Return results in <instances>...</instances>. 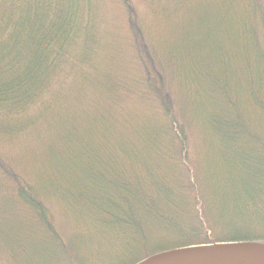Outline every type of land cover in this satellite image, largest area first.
<instances>
[{
  "label": "trees",
  "instance_id": "1",
  "mask_svg": "<svg viewBox=\"0 0 264 264\" xmlns=\"http://www.w3.org/2000/svg\"><path fill=\"white\" fill-rule=\"evenodd\" d=\"M0 216L6 264L264 244V0H0Z\"/></svg>",
  "mask_w": 264,
  "mask_h": 264
},
{
  "label": "water",
  "instance_id": "2",
  "mask_svg": "<svg viewBox=\"0 0 264 264\" xmlns=\"http://www.w3.org/2000/svg\"><path fill=\"white\" fill-rule=\"evenodd\" d=\"M237 248H225L227 246ZM251 244H214L182 248L156 255L139 264H264V246L260 250L243 248Z\"/></svg>",
  "mask_w": 264,
  "mask_h": 264
},
{
  "label": "rangeland",
  "instance_id": "3",
  "mask_svg": "<svg viewBox=\"0 0 264 264\" xmlns=\"http://www.w3.org/2000/svg\"><path fill=\"white\" fill-rule=\"evenodd\" d=\"M216 36V34L214 35V37ZM216 38V37H215ZM213 41V40H212ZM214 43V42H213ZM208 47L211 49V46L210 45H208ZM203 51H205V49L203 50ZM206 53V52H205ZM204 52H202L201 51V54H205ZM202 55V56H203ZM201 101H202V99H201ZM205 110H208V107H205ZM28 157L29 158H31L32 157V155H28ZM8 216H10V215H8ZM20 216H21V218H20ZM26 216H28V215H26V213L25 212H22V213H20V212H18V213H16L15 214V216H14V218L15 219H17V220H25L26 222L30 219L29 217H26ZM7 217V216H6ZM6 217H4V218H1V216H0V221H2L0 224L1 225H3L4 223H6ZM33 220H35V219H33ZM12 222V219H8V221H7V223H9V222ZM31 222H33V221H31ZM30 222V223H31ZM14 224H11L10 226L9 225H7V227L8 228H5L6 230H4L5 231V233L7 234V235H9L10 234V236H12L13 238L15 237V236H17L18 235V232L17 231H15V230H17L16 228H17V226H20V224H17V226H15ZM36 230H38V229H36ZM21 232V231H20ZM1 233V232H0ZM31 237V236H30ZM37 241V238L36 237H31V238H29V240L27 239V240H23V242L26 244V247L28 248V249H30L31 250V248H33L32 246V244L31 243H34V242H36ZM223 244H228V243H223ZM230 244V243H229ZM232 244H238V243H232ZM243 244H251V245H257V246H264V244H258V243H243ZM4 244L3 243H1L0 242V248L2 249V250H4ZM56 248L58 249V246H56ZM56 249H54V251H55ZM32 251V250H31ZM57 251V250H56ZM6 256H7V254H6ZM44 258H46V259H44V258H41L43 261H41L40 259H38V261L37 260H35L34 259V257H31L30 256V260L34 263V262H37L36 264H55V263H53V260H52V258H50V257H48V256H43ZM5 259H6V257L4 258V256L1 254V251H0V264H6V262H5ZM48 259V260H47Z\"/></svg>",
  "mask_w": 264,
  "mask_h": 264
},
{
  "label": "bare ground",
  "instance_id": "4",
  "mask_svg": "<svg viewBox=\"0 0 264 264\" xmlns=\"http://www.w3.org/2000/svg\"><path fill=\"white\" fill-rule=\"evenodd\" d=\"M237 247H239V246H227V247H225V248H237ZM243 248H252V249H255V250H260L259 248H261V247H259V246H242Z\"/></svg>",
  "mask_w": 264,
  "mask_h": 264
}]
</instances>
